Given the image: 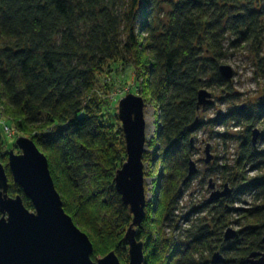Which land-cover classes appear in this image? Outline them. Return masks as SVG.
Listing matches in <instances>:
<instances>
[{"label": "trees", "instance_id": "trees-1", "mask_svg": "<svg viewBox=\"0 0 264 264\" xmlns=\"http://www.w3.org/2000/svg\"><path fill=\"white\" fill-rule=\"evenodd\" d=\"M123 1L125 13L119 6ZM259 1L0 0V104L9 110L6 114L16 133L31 139L45 155L63 209L71 204L69 198L77 204L76 215L104 213L97 206H107V213H115L107 224L116 234L131 221L113 183L125 158L117 108H111L110 97L95 88L105 69L108 81L111 74L129 69L135 92L141 89L140 96L157 108V197L135 228L136 240L144 245L145 264H210L214 253L222 257L217 264H247L250 253L264 251V148L251 143L256 128L246 130L231 167L209 169L232 186L230 194L211 204L210 223L197 218L177 236L163 234L165 226L178 230L177 222L187 217L174 212L197 172L188 175L191 134L201 124L197 118L204 107L197 106L198 92L209 83L229 89V80L219 73L225 65L221 64L225 40L231 47L248 46L259 55L264 0ZM110 86L105 82V88ZM254 108L238 109L211 123L263 124L264 97ZM1 132L0 147L6 137ZM144 158L145 154L143 164ZM251 166L259 173L249 177ZM5 171L8 196L19 195L32 211L6 167ZM245 195L252 196L250 206L234 208ZM88 202L98 203L87 212ZM71 219L79 223L77 217ZM229 223L239 230L224 240ZM88 232L92 238L94 232ZM91 244L94 261L96 248ZM126 246L122 240L110 249L121 263Z\"/></svg>", "mask_w": 264, "mask_h": 264}, {"label": "water", "instance_id": "water-1", "mask_svg": "<svg viewBox=\"0 0 264 264\" xmlns=\"http://www.w3.org/2000/svg\"><path fill=\"white\" fill-rule=\"evenodd\" d=\"M219 73L225 79L233 76L228 65H221ZM209 97L205 89L200 90L197 106L207 105ZM144 107V99L131 93L120 98L116 107L126 159L115 171L113 182L116 193L131 215V222L124 234L128 248L127 264H145L143 242L135 238V228L144 219L147 203L142 162L147 145ZM259 134L258 129L252 131V145L256 144ZM15 146L20 153L8 152V169L12 182L21 188L33 210L23 205L19 195L8 196V177L0 162V264H120L113 251L94 261L91 259L92 244L88 236L64 212L45 155L27 137L16 138ZM204 155L203 162L210 163L213 157L209 153V146H206ZM195 171V163L190 160L188 175H193ZM209 188H213L211 181ZM230 191L225 184L222 190L210 193L207 203L212 204L230 194ZM234 235L232 230L227 229L224 240H230ZM220 261L219 253H214L210 263L217 264ZM246 263L264 264V251L250 253Z\"/></svg>", "mask_w": 264, "mask_h": 264}, {"label": "rangeland", "instance_id": "rangeland-1", "mask_svg": "<svg viewBox=\"0 0 264 264\" xmlns=\"http://www.w3.org/2000/svg\"><path fill=\"white\" fill-rule=\"evenodd\" d=\"M261 1L262 0L259 1L260 4H263ZM119 6L121 11H123L122 13H125L127 7L126 2H121ZM262 27L264 32V19L262 21ZM242 47H231L228 45L227 40H225L223 43L225 55L221 60V64L230 66L233 71L232 78L228 79L230 85L229 89L227 90L224 87H216L212 83H209V86L205 87V90L211 94L210 102L209 104L200 108L197 121L201 122V124L195 130V132L191 134L193 150L189 158L195 163L197 172L189 182V185L182 197L176 201V210L174 212L177 215H180L181 213L187 214L186 221H181V223L177 222V226L179 225L180 227L175 231H172L173 229L171 226H165L163 229V234L166 237L177 236L182 230L187 229L188 225L195 224L197 222V218L201 220L205 219L207 223H210L209 213H212V208L210 207L211 204L207 203L206 205L205 203L209 198L210 193L214 190H222L225 183H223L219 175L214 176L211 174L209 169L215 165H226L228 167L233 165L234 160L237 157V153L240 150V145L245 140L247 129L251 130L256 128L259 130L260 134L257 138V143L254 146H256L257 149L264 148V141L261 140V134L264 132V123H256L255 126H252L251 122H238L236 120H225V123L215 125L211 123V121L238 109H242L247 112L255 111V105H257L264 97V70L261 69V65L264 63V42L260 45L259 55H256L252 50H250L251 48L248 46ZM106 72L107 70L105 69V72L99 76L95 88L97 93H100L102 96L107 98L110 97V104H112L111 108H116L120 98L126 94L132 93L138 96L142 94V91L139 88L135 92L134 86L132 85V74L129 69L126 68V70L124 69V72L111 74L112 81H108L109 74ZM121 73H124L126 76L121 77ZM105 82L112 84V87L110 86L109 89L108 87L105 88ZM144 102V116L146 119L145 135L147 145L145 148L146 151L144 153L145 158L143 177L144 191L147 199L145 211L148 212V206L151 205V203L157 197V180L160 164L158 163V159L155 156L154 151L156 143L155 134L159 126V120L157 108L155 107L154 103L146 101L145 99ZM108 107L109 106H107V108ZM108 110H110V108ZM8 112L9 110L4 108L3 104H0V131H2L1 133L3 137H7L4 138V144L0 147V156L4 155L3 159H0V162L7 169L8 152L13 151L15 154L20 153L18 148L15 146L16 138L27 137L22 134H17L16 130L12 128L11 119L9 115L6 114ZM5 124L10 128L5 127ZM206 146H209V153L213 157V159L208 164L203 162V158L205 157L204 150ZM123 147L125 150V143ZM125 159L126 155L122 160V163L125 161ZM256 173L258 174L259 172L251 166L246 175L252 177ZM204 176H206L205 179H203ZM209 181H211L213 184L212 189L209 188ZM228 187L231 188L232 186L229 184ZM83 198L87 197L84 196ZM69 199V201L72 202L68 209H64V212L71 216V218L77 217L79 219V223H75V225L89 237L91 243H95V255L97 258H101L108 254L115 243L122 240L125 241L124 234L127 230V227L121 232L117 233L118 235L108 227V220L106 219L115 215V213H107L110 208H107V206H100L103 207L100 208L96 205L98 202L96 204H91L88 202L86 203L85 208L87 212L93 205H96L99 208L98 210L103 211V209H105V212H78V215H76L73 212L76 209L77 204L73 198ZM252 202V196L245 195L242 196L240 202H236L233 207L248 208ZM232 217L235 218L236 216L233 215ZM104 221H106V223ZM88 227L90 229H88ZM227 229H230L236 233L239 230V226L229 223L226 226L224 233L227 231ZM89 230L94 232V236L92 235L93 239L89 235ZM127 249L128 248L126 246V253ZM211 259L212 257L210 258V261ZM122 263H128V253L126 254V257L123 258ZM122 263L120 262V264Z\"/></svg>", "mask_w": 264, "mask_h": 264}, {"label": "bare ground", "instance_id": "bare-ground-1", "mask_svg": "<svg viewBox=\"0 0 264 264\" xmlns=\"http://www.w3.org/2000/svg\"><path fill=\"white\" fill-rule=\"evenodd\" d=\"M144 113V112H143ZM144 118H145V116H144ZM146 120V119H145ZM145 125H146V121H145Z\"/></svg>", "mask_w": 264, "mask_h": 264}, {"label": "flooded vegetation", "instance_id": "flooded-vegetation-1", "mask_svg": "<svg viewBox=\"0 0 264 264\" xmlns=\"http://www.w3.org/2000/svg\"><path fill=\"white\" fill-rule=\"evenodd\" d=\"M215 187V186H214Z\"/></svg>", "mask_w": 264, "mask_h": 264}]
</instances>
